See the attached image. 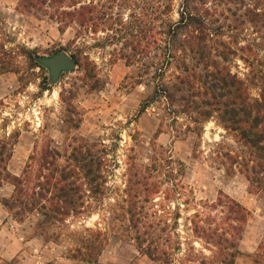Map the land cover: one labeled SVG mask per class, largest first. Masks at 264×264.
I'll return each instance as SVG.
<instances>
[{
  "label": "rangeland",
  "instance_id": "1",
  "mask_svg": "<svg viewBox=\"0 0 264 264\" xmlns=\"http://www.w3.org/2000/svg\"><path fill=\"white\" fill-rule=\"evenodd\" d=\"M183 2L62 0L30 12L19 7L20 0H0V72L10 70L0 75V138L19 133L8 170L21 176L31 156L39 158L50 149L57 150L65 164L76 147L90 144L92 153L104 158L107 178L104 193L85 200V214L47 228L44 236L36 214L19 222L2 205L14 191L4 184L0 264H164L136 247L124 193L129 168L151 166L159 146L165 148L166 158L185 166L184 176L178 178L184 196L167 200L161 193L151 204L173 227L172 241H161L172 251L171 264L220 261L215 248L195 238L190 220L196 210L210 205L212 214L225 217L224 208L217 206L224 196L250 212L234 264H264V194L250 191L236 163L249 148L225 129L218 115L202 120L179 104L171 106L161 91L180 75L172 59L180 55L200 66L197 73L204 77V65L217 63L259 99L264 90V29L244 22L242 16L247 9H264V1L189 0L190 11L206 23L199 54L192 57V45L185 41L198 33L181 29L172 36V45L166 35V24L180 20ZM76 6L94 8L97 19L83 27L74 18L58 19L61 10ZM248 46L253 53L241 51ZM60 53L76 67L54 79L40 59ZM249 54L261 60L244 61ZM169 188L171 181L162 192ZM88 230L102 234L96 262L72 257L79 236L88 235Z\"/></svg>",
  "mask_w": 264,
  "mask_h": 264
},
{
  "label": "trees",
  "instance_id": "2",
  "mask_svg": "<svg viewBox=\"0 0 264 264\" xmlns=\"http://www.w3.org/2000/svg\"><path fill=\"white\" fill-rule=\"evenodd\" d=\"M49 2L62 3V0H20L19 7L31 12L44 8ZM188 2L189 0L183 2L180 20L177 23L166 24L168 28L166 35L170 36L168 44L172 45L174 44L172 36L177 35L181 29L191 28L198 33L197 37L193 36L192 39L185 41L187 45H192L188 50L192 57L199 54L204 41L202 35L206 23L200 16L190 11ZM85 10H88L87 13ZM95 14L94 8L76 6L71 11L61 10L58 19L74 18V21L83 27L86 22L91 23L97 19ZM102 18L105 20L107 16L104 15ZM242 19L255 28L264 29V9H247ZM108 20L111 23L110 27L113 28L112 19ZM194 43L198 46L196 47ZM251 49L249 46L242 47L241 51L253 53ZM172 59L179 65L180 75L175 81L164 85V89L161 90L164 98L171 106L179 104L186 112L196 113L202 120L218 115L225 129L233 132L237 140L249 148L250 153L236 163L240 172L246 176L250 191L264 194V90L259 99H253L243 80L219 67L215 62L214 67L204 65L207 71L204 77L197 73L200 66L194 62L189 63L180 55L172 56ZM243 59L261 60L256 56L252 57L251 54ZM211 67L214 71L209 69ZM250 67L254 70L256 66L252 63ZM8 71H10L8 68H3L0 75ZM144 107L145 109L148 107V102ZM18 140L17 132L0 138V188L7 183L14 187L11 198L4 199L1 203L15 220L23 222L30 215L36 214L37 228L44 236L47 228L85 214L88 210L85 200L88 197L98 198L104 193L107 183L103 170L105 161L104 158L92 153L94 145L76 147L65 164L61 163L62 156L57 150H45L39 158L31 156L23 174L17 176L8 170V163L13 157ZM164 149L162 146L154 149L155 158L151 166L133 164L129 168L124 193L129 233L136 247L152 260L171 264L172 251L161 241L164 239L168 244L172 241L173 227L151 208V204L161 193L167 200L171 197L184 196L185 188L178 178L184 176L185 166L181 162L173 161L171 157L166 158ZM170 181L172 188L162 192L165 184ZM217 206L224 208L225 212L222 214L225 213V217L212 214L209 210H212L213 206H206L203 210L195 211L190 220L192 230L195 238L217 250L220 257L217 264H234L250 212L227 196L219 198ZM168 213L167 211L166 214ZM101 236L100 231L93 230H88V235L79 236V246L72 257L96 262L102 250ZM196 264L211 263L199 260Z\"/></svg>",
  "mask_w": 264,
  "mask_h": 264
},
{
  "label": "water",
  "instance_id": "3",
  "mask_svg": "<svg viewBox=\"0 0 264 264\" xmlns=\"http://www.w3.org/2000/svg\"><path fill=\"white\" fill-rule=\"evenodd\" d=\"M40 62L51 71L54 79H57L62 71L73 70L76 67L75 62L66 53H60L51 58L40 59Z\"/></svg>",
  "mask_w": 264,
  "mask_h": 264
}]
</instances>
